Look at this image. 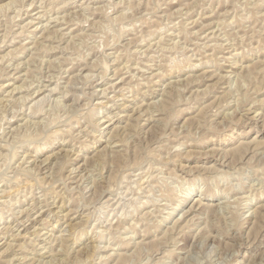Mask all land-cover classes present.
Masks as SVG:
<instances>
[{"label":"rangeland","instance_id":"rangeland-1","mask_svg":"<svg viewBox=\"0 0 264 264\" xmlns=\"http://www.w3.org/2000/svg\"><path fill=\"white\" fill-rule=\"evenodd\" d=\"M0 264H264V0H0Z\"/></svg>","mask_w":264,"mask_h":264}]
</instances>
